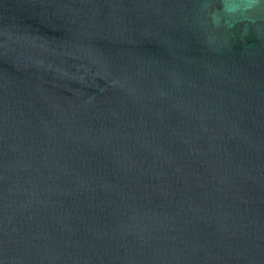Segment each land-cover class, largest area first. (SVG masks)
<instances>
[{"label":"water","instance_id":"95a60500","mask_svg":"<svg viewBox=\"0 0 264 264\" xmlns=\"http://www.w3.org/2000/svg\"><path fill=\"white\" fill-rule=\"evenodd\" d=\"M0 264H264V0H0Z\"/></svg>","mask_w":264,"mask_h":264}]
</instances>
